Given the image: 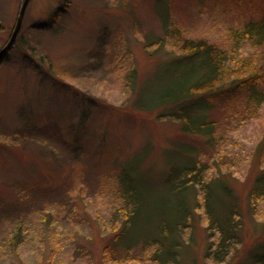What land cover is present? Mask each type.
I'll use <instances>...</instances> for the list:
<instances>
[{
    "label": "rangeland",
    "instance_id": "374dc122",
    "mask_svg": "<svg viewBox=\"0 0 264 264\" xmlns=\"http://www.w3.org/2000/svg\"><path fill=\"white\" fill-rule=\"evenodd\" d=\"M20 3L0 0V49ZM263 4L169 0V12L188 37L251 60L261 73L264 44L244 40L234 49L232 33L260 20ZM165 8V0L28 1L16 37L0 56V264H155L144 242L126 249L113 239L118 228L104 226L112 198H98L101 176L115 174L138 154L133 173L147 181L150 198L124 242L139 226L150 237L162 207L174 205L164 202L162 180L170 164H179L178 155L187 154V144L239 203L240 244L228 264H251L252 253L264 250V214L253 215L248 199L263 165L256 146L264 137V102L244 112V88L218 97L208 114L217 127L227 124L214 145L134 106L135 96L165 74L178 51L167 36L163 48L145 47L146 36L163 35L158 13ZM130 65L135 79L127 84ZM258 87L264 88V76ZM205 224L195 210L181 238L179 264H211L204 255Z\"/></svg>",
    "mask_w": 264,
    "mask_h": 264
},
{
    "label": "trees",
    "instance_id": "16d2710c",
    "mask_svg": "<svg viewBox=\"0 0 264 264\" xmlns=\"http://www.w3.org/2000/svg\"><path fill=\"white\" fill-rule=\"evenodd\" d=\"M165 1V10L158 13L163 35L146 36L145 47L150 52L163 48L164 37L167 36L172 48L178 51L172 54V64L166 65L165 74L156 75L155 80L135 96L134 106L155 111L157 119L179 122L183 132L204 136L208 145L217 144L218 139L224 136L227 122L217 127V121L210 118L208 111L214 106V101L226 93L233 94L235 89L244 88L248 96L243 111L257 107L264 102V88L258 87L264 71L258 73L251 60L236 58L205 39L188 37L171 20L169 0ZM261 11L260 20H251L240 32L232 33L234 49L244 40L257 46L264 44V4ZM130 67L125 73L127 84L135 79L134 66ZM226 116L230 120L233 114ZM187 145V154L178 155L176 159L179 164H170L162 180L168 193V199L164 202L169 200L174 205L166 209L162 207L150 237H143L145 228L140 229L139 226L132 240L124 242L136 228L138 218L146 212V198H150L146 195L151 190L146 187L147 181L133 173L132 166L138 154L119 167L115 174L109 172L101 176L98 198H112L106 207L108 220L104 226L111 231L118 228L113 239L116 243L121 242L126 249L139 240L144 242V247L150 248L146 256L155 264H179L181 238L191 228L194 211L198 210L206 219L208 242L205 257L211 264H228L240 244L239 203L232 190L226 185L221 186L218 178L209 173L210 167L206 163L191 156L190 153L195 151L194 146ZM256 150L258 162L263 165L254 179L248 199L252 214L261 215L264 209H257L264 206V137L258 142ZM219 200L224 201L221 206L217 205ZM20 231V228H16L13 232L14 242ZM251 264H264V250L252 253Z\"/></svg>",
    "mask_w": 264,
    "mask_h": 264
},
{
    "label": "water",
    "instance_id": "95a60500",
    "mask_svg": "<svg viewBox=\"0 0 264 264\" xmlns=\"http://www.w3.org/2000/svg\"><path fill=\"white\" fill-rule=\"evenodd\" d=\"M29 0H21V3H20V6H19V10H18V13H17V16H16V20H15V25L13 27V30L9 36V40L7 41V43L0 49V56L2 54H4L11 46L14 38L16 37V34L20 28V25L22 23V20H23V16H24V13H25V9H26V6H27V3H28Z\"/></svg>",
    "mask_w": 264,
    "mask_h": 264
}]
</instances>
